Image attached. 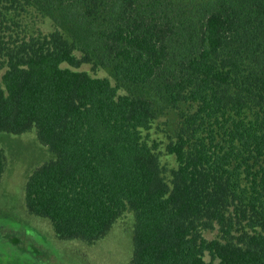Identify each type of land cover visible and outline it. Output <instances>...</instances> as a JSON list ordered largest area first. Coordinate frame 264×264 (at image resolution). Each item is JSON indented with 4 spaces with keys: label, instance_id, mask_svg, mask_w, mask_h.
<instances>
[{
    "label": "trees",
    "instance_id": "trees-1",
    "mask_svg": "<svg viewBox=\"0 0 264 264\" xmlns=\"http://www.w3.org/2000/svg\"><path fill=\"white\" fill-rule=\"evenodd\" d=\"M36 1L0 7L26 13ZM66 1L105 14L109 31L81 48L59 31L5 48L0 132L35 128L55 155L26 183L28 213L59 240L93 244L130 209V264H264V0ZM93 53L122 83L160 82L173 105H196L167 146L171 187L144 136L153 102L78 71ZM5 167L0 149V181ZM215 223L225 238L208 242L201 228Z\"/></svg>",
    "mask_w": 264,
    "mask_h": 264
},
{
    "label": "rangeland",
    "instance_id": "rangeland-1",
    "mask_svg": "<svg viewBox=\"0 0 264 264\" xmlns=\"http://www.w3.org/2000/svg\"><path fill=\"white\" fill-rule=\"evenodd\" d=\"M108 28L105 14L88 17L84 6L78 2L37 0L26 13L8 12L0 7V47L4 49V53H0V82L7 69L5 48H14L30 37L54 31H59L64 38L81 48L94 41L102 31H109ZM94 46L92 50H99L97 42ZM96 54L93 63L84 64L78 71L108 79L112 86L118 88L120 95L144 97L153 102L155 116L151 129L144 132V136L149 146L155 147L164 179L171 187L172 172L178 168V162L167 152V146L177 140L183 114L193 113L196 105H173L160 82L141 86L122 83L115 77L113 66H102L101 58ZM101 54L107 61V57ZM76 55L80 57L81 52L77 51ZM173 63L167 64V73L176 70L177 62ZM0 149L6 156V167L0 181V264L131 263L135 226L132 210L127 209L108 234L93 244L80 240H59L51 223L29 214L25 205V187L29 177L38 167L54 160L55 155L40 143L35 128L22 135L0 132ZM201 231L208 242L223 241L225 238L216 223L212 228H201ZM205 260L210 261L209 255L206 254Z\"/></svg>",
    "mask_w": 264,
    "mask_h": 264
}]
</instances>
